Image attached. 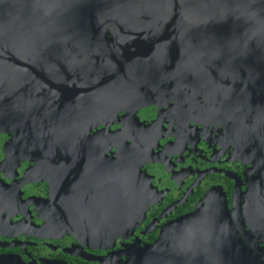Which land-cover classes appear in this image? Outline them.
I'll return each mask as SVG.
<instances>
[{
	"label": "water",
	"instance_id": "1",
	"mask_svg": "<svg viewBox=\"0 0 264 264\" xmlns=\"http://www.w3.org/2000/svg\"><path fill=\"white\" fill-rule=\"evenodd\" d=\"M56 91L72 93L73 124L180 91V104L219 102L222 122L231 116L239 132L245 110L264 119V0H0V126L14 143L19 119L49 122L32 103ZM134 121L149 128L132 113L122 123ZM253 149L263 168L235 222L224 192L211 190L154 244L132 245L122 264H264V145ZM148 205L136 204V221L121 228L104 208L99 229L128 230Z\"/></svg>",
	"mask_w": 264,
	"mask_h": 264
},
{
	"label": "flooded vegetation",
	"instance_id": "2",
	"mask_svg": "<svg viewBox=\"0 0 264 264\" xmlns=\"http://www.w3.org/2000/svg\"><path fill=\"white\" fill-rule=\"evenodd\" d=\"M71 96L56 91L33 101L49 122L19 119L16 143L13 129L0 126V257L122 264L132 245L154 244L211 190L224 192L233 220L235 209L243 210L263 168L255 157L260 149H253L264 145L263 111L245 110L234 132L236 121L222 122L219 102L207 109L203 100V107L180 104V91L164 92L136 110L112 117L98 110L73 124ZM130 113L149 128L122 123ZM138 203L149 204L144 215L121 230V223L132 224ZM104 208L117 211L118 231L99 229Z\"/></svg>",
	"mask_w": 264,
	"mask_h": 264
},
{
	"label": "rangeland",
	"instance_id": "3",
	"mask_svg": "<svg viewBox=\"0 0 264 264\" xmlns=\"http://www.w3.org/2000/svg\"><path fill=\"white\" fill-rule=\"evenodd\" d=\"M40 123H44V122H40ZM44 124H46V123H44ZM47 125H49V124H47ZM139 208H142V207H139ZM145 211H146V209H145L144 211L141 212V215H144ZM141 215H140V216H141ZM140 218H141V217H140ZM174 222H175V221H174ZM172 223H173V222H172ZM172 223H171V224H172ZM149 245H150V244H149Z\"/></svg>",
	"mask_w": 264,
	"mask_h": 264
}]
</instances>
